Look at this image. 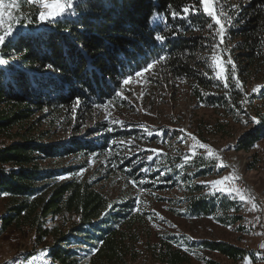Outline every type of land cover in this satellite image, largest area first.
<instances>
[{
	"label": "trees",
	"instance_id": "obj_1",
	"mask_svg": "<svg viewBox=\"0 0 264 264\" xmlns=\"http://www.w3.org/2000/svg\"><path fill=\"white\" fill-rule=\"evenodd\" d=\"M192 2L79 0L75 14L6 41L5 61L0 64V139L5 140L0 143V199L4 201L0 233L26 225L36 231L38 241L51 237L49 256L58 264H81L86 257L88 264H128L143 255L160 264H187L193 256L205 264H219L202 250L233 260L245 256L244 249L224 241L197 242L175 232L153 234L133 197H110L89 179L60 180L84 165L53 164L79 153H109L110 170L124 172L144 189L185 184L183 216L212 217L223 225L241 219V200L194 183L214 172V159L202 154L186 163L162 151L144 153L132 149L135 145L128 141L139 140L140 135L124 123L94 120L85 125L98 107L119 99L125 77L164 56L166 60L153 68L163 78L159 81L186 80L197 108L236 120L246 116L244 124L252 127L238 138V150L249 151L264 139V86L257 93L249 94L247 89L264 82V0H222L224 19L230 23L217 51L234 62L239 88L231 65L227 88L208 66L207 17L197 13L187 21L171 19L170 11ZM157 14L168 16L167 29L152 22ZM158 33L167 36L163 43L155 40ZM45 119L48 127L69 129L71 134L45 141L50 134L40 129ZM196 128L206 141V134L218 135L226 126L219 120L201 119Z\"/></svg>",
	"mask_w": 264,
	"mask_h": 264
},
{
	"label": "rangeland",
	"instance_id": "obj_2",
	"mask_svg": "<svg viewBox=\"0 0 264 264\" xmlns=\"http://www.w3.org/2000/svg\"><path fill=\"white\" fill-rule=\"evenodd\" d=\"M34 13H37L36 23L33 19ZM14 15L20 20V23L14 25V37L21 33L26 34L39 30L44 24L49 23L39 21L37 10L27 4H23L18 11L14 12ZM2 46H0V60L5 61ZM160 78L162 76L152 69L150 73L145 74L144 78L133 79L129 85L123 84L119 99L98 107V111L93 114L92 121L87 120L85 125H91L94 120L124 123L126 129H132L140 135L139 140L133 138L128 143L135 145L132 149L144 153L152 150H155L153 153L162 151L178 155L184 160L186 156L191 159L202 154L208 156L205 149L198 147L193 155L191 146L194 141L188 136V133H191L200 142L211 146L213 155L208 157L216 161L214 172L195 179L194 183L204 185L207 189L217 190L211 184L212 181L222 179L226 175L241 179L243 187H234L239 188L246 198L242 201L244 208L239 212L241 219L235 224L223 225L212 217L183 216L185 205L181 203V199L188 192L185 184L159 191L144 189L136 179L129 178L124 172L110 170L112 166L108 159L109 153L101 155L93 153L88 156L79 153L56 160L53 164L60 167L84 165L74 175L68 173L59 179L72 176L89 179L95 183L97 189L110 197L121 195L133 197L138 210L150 224L153 234L185 233L197 242L224 241L246 251L245 256L237 260L229 259L217 251H201V254H205L219 264H246L247 261H251V264H264V139L249 151L238 150L236 148L238 138L252 127L251 124H244L246 116L241 115L242 121L240 118L236 120L232 116L226 117L220 112L216 114L211 109L197 108L188 81L173 82L168 78L166 81L169 83H167L164 80L159 81ZM263 86L264 82L251 84L247 87L248 93H257ZM253 118L258 121L257 116ZM201 119L211 122L222 121L226 129L218 135L206 134L205 141L196 128V124ZM40 129L50 131V134L44 136L45 141L67 138L71 134L69 129L48 127V119L42 121ZM4 142L3 138L0 139V143ZM216 156L220 159L217 160ZM221 162L225 165L224 167H219ZM229 182H226L224 187H230ZM229 195L239 199L236 193ZM253 203L256 204V208L252 207ZM3 212L4 201L0 199V216ZM52 224H55V221L50 222L49 226ZM51 243L52 238L48 236L38 241L36 231L26 225L21 228L10 226L0 233V264H19L20 260L23 264H58L53 262L49 256ZM85 254L86 251H82V255ZM88 261L89 257L83 258L81 264H88ZM128 264L160 263L143 255L137 261ZM187 264L205 263L193 256L191 262Z\"/></svg>",
	"mask_w": 264,
	"mask_h": 264
},
{
	"label": "snow or ice",
	"instance_id": "obj_3",
	"mask_svg": "<svg viewBox=\"0 0 264 264\" xmlns=\"http://www.w3.org/2000/svg\"><path fill=\"white\" fill-rule=\"evenodd\" d=\"M78 3L79 0H0V46L4 45L10 37L12 39H15L13 35L14 25L16 23H20V20L17 16L14 15V12L18 11L23 4L30 5L37 10L39 21L51 23L55 22L56 18L58 17L75 14L74 9L75 7H77ZM197 13L203 14L207 17L209 21L207 23V28L210 33V40L206 46L210 47L211 49V63L208 66L212 71L215 72L214 78L223 81L224 87L227 88L229 79L228 66L231 65V72L233 74V78L235 79L236 87H241V82L239 81V79L234 77V73L236 71V66L234 62L231 60L230 57L227 60H224L217 51L220 48V45L223 44L226 35L227 24L230 23V21L224 19V9L222 7V0H193L190 5L184 6L176 11H170L169 15L172 20L179 19L187 21L189 20L190 16L196 15ZM152 22L158 24L162 23L166 29L169 27L168 16H160L159 14H157L153 17ZM191 26L192 25L190 24L189 27ZM171 34L175 36L177 35V32L172 31ZM166 39L167 36L164 34L158 33L155 35V40L160 43H163ZM165 60L166 57L159 56L158 59L152 61L151 63H147L145 67L125 77L123 79V84L129 85L133 79L144 78L145 74L150 73L156 64ZM3 63L4 61L0 60V64ZM117 95H121V93H117ZM109 103H111V101ZM253 120L255 121V118H253ZM255 122L258 123L259 121ZM181 131H183V129H181ZM188 136H190L191 140L194 141L191 146L193 149V155H195V149L197 147L200 149H205L207 151L208 156L211 157L213 155V149L210 145L200 142L191 133H188ZM120 143L124 142L121 141ZM148 159H152V157L149 156ZM190 159L191 157L186 156L185 162L187 163ZM216 159L219 160L220 157L216 156ZM224 166L225 165H223L222 162L219 165V167ZM233 179H238V177L226 175L222 179L212 181L211 184L213 185V187H216L217 190L221 193H236L237 195H239V199L241 201H245L246 198L239 188L224 187L226 182L232 181ZM133 183L135 184V182ZM252 207L256 208V204L253 203ZM246 264H251V261H247Z\"/></svg>",
	"mask_w": 264,
	"mask_h": 264
},
{
	"label": "bare ground",
	"instance_id": "obj_4",
	"mask_svg": "<svg viewBox=\"0 0 264 264\" xmlns=\"http://www.w3.org/2000/svg\"><path fill=\"white\" fill-rule=\"evenodd\" d=\"M229 186L230 187H243V181H241V179H233L232 181L229 182ZM19 264H23L22 261H18Z\"/></svg>",
	"mask_w": 264,
	"mask_h": 264
}]
</instances>
